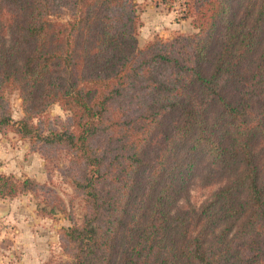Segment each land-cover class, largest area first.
I'll list each match as a JSON object with an SVG mask.
<instances>
[{"label": "trees", "instance_id": "1", "mask_svg": "<svg viewBox=\"0 0 264 264\" xmlns=\"http://www.w3.org/2000/svg\"><path fill=\"white\" fill-rule=\"evenodd\" d=\"M183 5L195 32L142 48L136 0H0V132L29 139L82 202L77 219L51 176L0 174L1 197L34 191L69 215L65 258L47 264H264V0ZM54 104L65 118L46 116ZM195 149L235 174L176 208Z\"/></svg>", "mask_w": 264, "mask_h": 264}, {"label": "rangeland", "instance_id": "2", "mask_svg": "<svg viewBox=\"0 0 264 264\" xmlns=\"http://www.w3.org/2000/svg\"><path fill=\"white\" fill-rule=\"evenodd\" d=\"M139 5L140 27L139 45L145 48L150 42L161 38L170 39L177 34L193 33L191 19L182 18L184 0H176L173 6L165 5L160 0H136ZM256 58L247 62L244 72L248 74ZM229 98L237 95L235 85L226 88ZM15 120L24 116L21 98L17 92L8 96ZM216 111L214 107L212 115ZM211 115V117H212ZM48 118H65L66 112L59 104L52 105L46 113ZM29 139H22L10 131L0 132V174L13 175L17 178H32L40 183L50 182L52 187L65 201L72 200L77 219L82 215V202L70 184L65 183L57 172L50 174L42 154L31 148ZM256 162L260 169V178H264V141L257 138L253 142ZM187 148L183 146L180 158L187 162ZM193 174L186 182L176 208H199L207 202L213 192L234 175L233 169H220L214 164L207 151L195 149ZM51 176V177H50ZM41 193L27 191L15 197L0 196V264H47L50 260L62 256L61 232L72 225L69 215L60 209L52 210L43 201ZM65 258L64 256H62Z\"/></svg>", "mask_w": 264, "mask_h": 264}]
</instances>
